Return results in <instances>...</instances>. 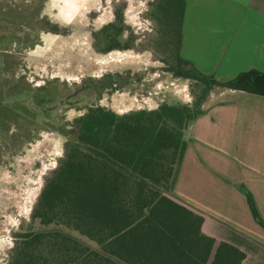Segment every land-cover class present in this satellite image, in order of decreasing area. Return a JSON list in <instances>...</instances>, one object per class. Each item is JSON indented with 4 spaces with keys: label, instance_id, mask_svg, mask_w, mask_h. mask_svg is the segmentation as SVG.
Instances as JSON below:
<instances>
[{
    "label": "trees",
    "instance_id": "obj_1",
    "mask_svg": "<svg viewBox=\"0 0 264 264\" xmlns=\"http://www.w3.org/2000/svg\"><path fill=\"white\" fill-rule=\"evenodd\" d=\"M185 1L153 0L150 16L158 24L160 60L174 77L200 88L192 104L162 102L122 114L92 105L70 128H61L63 154L44 178L27 228L14 232L7 264H243L244 252L224 241L215 245L201 230L202 215L171 191L188 143L185 130L210 92L264 96V72L249 69L219 80L181 57ZM125 31L116 9L113 20L92 33L96 50L133 47L135 37ZM119 77L107 73L98 82L112 90ZM44 88H38L42 95ZM16 135L0 130L3 142ZM245 195L264 228L250 193Z\"/></svg>",
    "mask_w": 264,
    "mask_h": 264
},
{
    "label": "rangeland",
    "instance_id": "obj_2",
    "mask_svg": "<svg viewBox=\"0 0 264 264\" xmlns=\"http://www.w3.org/2000/svg\"><path fill=\"white\" fill-rule=\"evenodd\" d=\"M152 2L0 0V130L17 133L10 141L0 139V264H7L14 232L27 228L44 178L63 154L61 128H70L92 105L122 114L162 102L190 105L200 92L160 60ZM116 9L122 11L124 34L135 37L133 47L100 52L92 33L111 22ZM30 13L47 28L12 21ZM107 73L120 76L112 90L98 82Z\"/></svg>",
    "mask_w": 264,
    "mask_h": 264
},
{
    "label": "crops",
    "instance_id": "obj_3",
    "mask_svg": "<svg viewBox=\"0 0 264 264\" xmlns=\"http://www.w3.org/2000/svg\"><path fill=\"white\" fill-rule=\"evenodd\" d=\"M181 57L200 71L230 79L264 72V0H186ZM171 196L203 217L201 230L264 264V96L215 88L192 120Z\"/></svg>",
    "mask_w": 264,
    "mask_h": 264
},
{
    "label": "flooded vegetation",
    "instance_id": "obj_4",
    "mask_svg": "<svg viewBox=\"0 0 264 264\" xmlns=\"http://www.w3.org/2000/svg\"><path fill=\"white\" fill-rule=\"evenodd\" d=\"M5 11V10H4ZM2 13V12H1ZM36 13V12H35ZM3 14H6L5 12H3ZM1 15V14H0ZM5 18L10 19V17L8 15H5ZM12 21H18V23H21L20 25H22V23L24 25H26V27L28 26L31 29H37V30H42V29H46V24L44 23L43 19H39L35 14H27L26 17L23 19L22 21V17L20 15H18L17 17L12 18ZM40 25V26H39ZM39 26V27H38ZM12 39H10L9 41H11ZM0 42H4V38L0 40Z\"/></svg>",
    "mask_w": 264,
    "mask_h": 264
}]
</instances>
